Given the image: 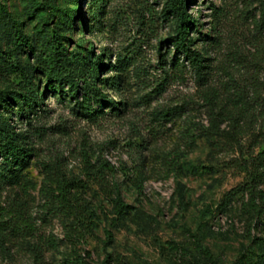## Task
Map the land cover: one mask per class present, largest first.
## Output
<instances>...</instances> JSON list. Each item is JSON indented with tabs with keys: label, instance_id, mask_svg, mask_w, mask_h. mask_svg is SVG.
Here are the masks:
<instances>
[{
	"label": "rangeland",
	"instance_id": "obj_1",
	"mask_svg": "<svg viewBox=\"0 0 264 264\" xmlns=\"http://www.w3.org/2000/svg\"><path fill=\"white\" fill-rule=\"evenodd\" d=\"M92 1L58 0V14L36 15L32 6L46 10L43 0H0V26L18 20L33 44L60 27L69 58L91 51L92 61L118 66L104 67L99 80L121 78L118 91L95 82L102 102L86 96L83 82L78 101L67 83L49 93L47 53L23 48L18 60L39 101L30 120L16 117L14 103L6 116L35 156L20 185L0 190V264H254V238L264 240V231L244 207L246 195L230 204L226 195L261 151L264 0H189L188 40L208 67L206 86L174 46L178 21L168 0H103L91 22ZM69 9L78 14L64 25ZM18 80L0 71V94L11 97ZM85 99L93 118L81 109ZM213 117L220 127L210 134ZM64 186L70 203L46 198ZM117 195L133 208L124 217L113 209ZM78 205L94 220L75 217Z\"/></svg>",
	"mask_w": 264,
	"mask_h": 264
},
{
	"label": "trees",
	"instance_id": "obj_2",
	"mask_svg": "<svg viewBox=\"0 0 264 264\" xmlns=\"http://www.w3.org/2000/svg\"><path fill=\"white\" fill-rule=\"evenodd\" d=\"M46 3V10H42L40 6H32V12L41 14L51 8L55 13H59L58 0H43ZM75 2L76 0H66ZM93 10L90 12L91 22L95 21L102 14L104 6L103 0H93ZM189 0H168V11H172L178 21L177 35L174 41V46L178 51H181L183 56L188 59L196 77L201 86L207 85L208 72L205 66L204 57L202 54L193 50L188 40V33L192 26H195V21L187 12ZM3 10H0L2 16ZM61 19L69 23L71 19L78 14L73 10H66L61 12ZM50 16L51 13H49ZM55 17V16H53ZM43 26H50L51 18H41ZM3 20V19H2ZM50 21V22H49ZM0 26V71L4 72L7 77L19 78L17 84L14 85V91L10 92L11 97L5 94H0V190L4 187H12L20 185L24 179V170L28 167L29 160L34 157V149L30 146L28 140L29 136L26 134H18L15 132V127L10 123L12 109L11 105L14 103L17 107L16 117L19 119H31L29 117L31 111L37 106L39 98L36 94V86L33 83V76L30 70L18 60L23 48H29L35 51L36 56L40 57L42 53H47L45 61L42 64V69L47 78L46 89L49 93L55 92L56 85L67 83L71 88V94L75 100L79 99V91L82 90L80 83L85 85V92L88 98L95 99L97 102H102V95L94 88L95 82L98 81L103 87L111 90H119L121 86L120 75L112 76L99 80L98 74L104 68L108 67V71H115L118 66L111 64L104 65L99 58L92 61L90 58L91 51L88 55L82 54L74 55V58H69L66 54L67 50L64 48L63 41L66 36L63 30L58 27V32L53 35H48L47 38L41 42L30 41L23 33L22 23L14 18H7L6 21H1ZM71 28L68 25L65 31ZM66 32V33H67ZM65 33V34H66ZM8 47V51L3 50V46ZM44 60V59H43ZM173 69H179L178 64H172ZM56 84V85H55ZM9 94V93H8ZM72 98V97H71ZM81 104V109L88 114V117L93 118V113H90V100L85 99ZM42 104H39L41 106ZM3 111V112H1ZM220 121L218 118H211V125L206 130L207 133L215 134L219 132ZM261 151L252 157L249 166L247 167L246 180L229 191L226 195V202L230 204L237 197L247 196V201L244 204L247 212L251 214L255 220V227L264 231V190L260 186L264 182V130L261 135ZM45 191V190H44ZM46 198L51 201L66 204L71 202L70 187L66 186L58 188V190H46ZM72 207V206H71ZM80 210L79 216H84L87 221L94 220V214L89 207L83 208L82 205L77 206ZM83 209V211H82ZM113 209L116 215L124 217L128 215L133 209L124 203L119 195L113 200ZM22 209L18 208V215L22 214ZM83 213V214H82ZM256 244V253L252 254L254 264H264V240L262 238H254ZM68 264H89L84 260L69 259Z\"/></svg>",
	"mask_w": 264,
	"mask_h": 264
}]
</instances>
